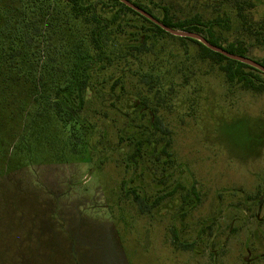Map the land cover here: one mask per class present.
Returning a JSON list of instances; mask_svg holds the SVG:
<instances>
[{"label":"rangeland","instance_id":"1","mask_svg":"<svg viewBox=\"0 0 264 264\" xmlns=\"http://www.w3.org/2000/svg\"><path fill=\"white\" fill-rule=\"evenodd\" d=\"M167 1L183 17L222 7ZM252 1L264 23V0ZM231 20L230 41L243 35ZM65 27L47 38V86L20 81L0 97V264H264V92L228 83L195 43L159 36L105 67L101 92L90 81L84 105L72 102L80 121L56 114L46 99L83 39Z\"/></svg>","mask_w":264,"mask_h":264},{"label":"trees","instance_id":"2","mask_svg":"<svg viewBox=\"0 0 264 264\" xmlns=\"http://www.w3.org/2000/svg\"><path fill=\"white\" fill-rule=\"evenodd\" d=\"M127 1L172 29L200 34L214 46L251 58L264 66V59L260 61L251 55L252 49L264 52V23H253L250 12L256 4L252 0H222L221 8H213L216 14L206 16L195 13L191 17L179 15L178 2L160 0L155 4L147 3V0ZM219 9L224 11L223 15L217 14ZM231 16L243 32L241 38L232 41L225 35L232 28ZM130 17L139 18L141 25L134 26ZM73 25L83 30L79 54L69 69L68 80L54 86L55 95L46 99V102L56 106V114H60L62 107L66 106L70 115L80 121V110H76L72 102L78 99L80 107L84 105L85 98L90 94V81L94 78L96 81L92 83V90L101 92L105 67L135 57V53L146 54L154 46V41H149L159 36L195 43L200 57L217 64L228 83L256 93L264 92L263 72L213 52L195 39L170 35L120 0H0V97H3L6 87L13 83L17 85L20 81L32 83L35 92L47 86L48 82L44 81L51 77L47 70V38L62 32L65 26ZM131 27H136V30L131 31ZM121 34L129 35L127 43H122ZM141 78L147 82L148 76L141 74ZM118 82L113 83V89ZM36 94L45 99L42 90ZM149 115L153 127L160 128L155 114ZM191 194L196 195L194 188ZM141 202L144 203V200Z\"/></svg>","mask_w":264,"mask_h":264},{"label":"water","instance_id":"3","mask_svg":"<svg viewBox=\"0 0 264 264\" xmlns=\"http://www.w3.org/2000/svg\"><path fill=\"white\" fill-rule=\"evenodd\" d=\"M120 2L125 4L127 7L131 8L132 10L136 11L137 13H139L140 15H142L143 17H145L146 19H148L149 21H151L155 25L159 26L165 32L169 33L172 36L195 39V40L201 42L203 45H205L207 48H209L213 52L222 54L223 56H225L231 60L246 64V65L251 66L253 68H256L257 70L264 73V66L262 64L258 63L257 61L251 59V58L231 54L228 51L224 50L223 48H219L217 46H214L205 37H203L200 34L193 33V32H184V31L172 29V28L164 25L162 22H160V20H158L157 18H155L154 16H152L151 14L146 12L145 10L135 6L134 4H132L131 2H129L127 0H120Z\"/></svg>","mask_w":264,"mask_h":264}]
</instances>
